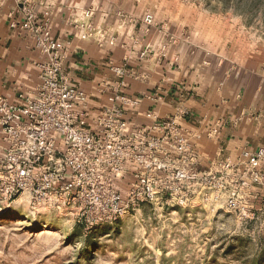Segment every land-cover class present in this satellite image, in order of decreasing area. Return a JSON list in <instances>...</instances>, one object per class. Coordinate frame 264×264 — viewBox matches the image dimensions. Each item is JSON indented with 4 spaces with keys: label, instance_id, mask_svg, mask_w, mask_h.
Wrapping results in <instances>:
<instances>
[{
    "label": "crops",
    "instance_id": "obj_1",
    "mask_svg": "<svg viewBox=\"0 0 264 264\" xmlns=\"http://www.w3.org/2000/svg\"><path fill=\"white\" fill-rule=\"evenodd\" d=\"M98 1L0 0V96L18 103L20 95L38 90L37 64L47 59L25 26L31 14L33 27L47 21L62 46V72L88 95L91 119L111 107L109 98L118 91L135 102L120 105L131 130L176 120L196 152L194 168L211 174L229 162L232 168L222 173L229 184L243 170V151L264 148V60L232 57L176 35L162 53L155 34L140 33L138 12L122 20L111 7L98 10ZM86 11L92 17L86 18ZM88 23L93 31L83 39ZM116 68L125 69L122 78ZM2 147L0 135V155ZM204 188L194 185L192 192L199 195Z\"/></svg>",
    "mask_w": 264,
    "mask_h": 264
},
{
    "label": "built area",
    "instance_id": "obj_2",
    "mask_svg": "<svg viewBox=\"0 0 264 264\" xmlns=\"http://www.w3.org/2000/svg\"><path fill=\"white\" fill-rule=\"evenodd\" d=\"M84 16L90 18L92 12ZM32 19L28 14L25 26L47 60L37 64L40 84L34 95H20L18 103L0 96L4 199L26 194L33 204H41L59 196L76 213L78 223L96 227L145 203L176 201L185 206L191 202L194 185L201 184L215 195L230 186L222 174L232 168L229 162L211 174L194 168L196 152L176 120L131 130L120 105L135 102L118 91L109 98L111 107L91 119L88 95L62 72V46L52 37L47 21L33 27ZM143 23L152 25L153 16L146 15ZM86 29L83 39L93 31L90 23ZM114 73L122 78L126 72L116 68ZM242 157L245 164L231 181L234 188L264 187V148L245 150Z\"/></svg>",
    "mask_w": 264,
    "mask_h": 264
},
{
    "label": "rangeland",
    "instance_id": "obj_3",
    "mask_svg": "<svg viewBox=\"0 0 264 264\" xmlns=\"http://www.w3.org/2000/svg\"><path fill=\"white\" fill-rule=\"evenodd\" d=\"M100 1L98 10L111 7L122 20L138 12L140 33L155 34L162 53L175 37H191L264 60V0ZM229 185L219 195L192 194L185 206L145 203L96 227L78 223L62 197L33 204L26 194L0 195V264H264V187L256 195Z\"/></svg>",
    "mask_w": 264,
    "mask_h": 264
}]
</instances>
